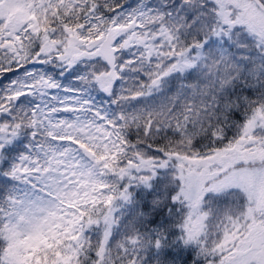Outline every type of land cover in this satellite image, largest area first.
<instances>
[{"label": "snow or ice", "instance_id": "6c2138e0", "mask_svg": "<svg viewBox=\"0 0 264 264\" xmlns=\"http://www.w3.org/2000/svg\"><path fill=\"white\" fill-rule=\"evenodd\" d=\"M0 264H264V0H0Z\"/></svg>", "mask_w": 264, "mask_h": 264}]
</instances>
